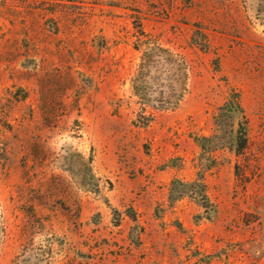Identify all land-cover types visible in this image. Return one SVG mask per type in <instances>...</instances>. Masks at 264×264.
Here are the masks:
<instances>
[{
    "label": "rangeland",
    "instance_id": "obj_1",
    "mask_svg": "<svg viewBox=\"0 0 264 264\" xmlns=\"http://www.w3.org/2000/svg\"><path fill=\"white\" fill-rule=\"evenodd\" d=\"M0 264H264V0H0Z\"/></svg>",
    "mask_w": 264,
    "mask_h": 264
},
{
    "label": "trees",
    "instance_id": "obj_2",
    "mask_svg": "<svg viewBox=\"0 0 264 264\" xmlns=\"http://www.w3.org/2000/svg\"><path fill=\"white\" fill-rule=\"evenodd\" d=\"M144 34V32H142ZM146 35V34H145ZM139 47V46H137ZM155 49H157L158 51H162V52H166L168 54H173L169 49H165V48H162L161 46L159 45H156ZM234 98V101L236 104L240 105L242 104V101H241V98H240V95L237 93V92H234L232 94V99ZM233 101V100H232ZM246 144V141L244 140V143L242 144V146L244 147Z\"/></svg>",
    "mask_w": 264,
    "mask_h": 264
}]
</instances>
